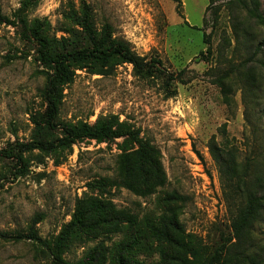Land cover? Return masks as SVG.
Returning <instances> with one entry per match:
<instances>
[{
	"label": "rangeland",
	"instance_id": "374dc122",
	"mask_svg": "<svg viewBox=\"0 0 264 264\" xmlns=\"http://www.w3.org/2000/svg\"><path fill=\"white\" fill-rule=\"evenodd\" d=\"M25 1L0 0V13L11 21L0 24V231L27 235L33 227L41 238L53 240L71 220L76 201L91 194L89 183L118 176L122 139L84 140L50 155L35 152L28 156L26 174L16 171L12 157L16 144L31 138V116L45 108L40 96L45 77L32 44L22 40L19 17L47 18L55 28L65 11L84 1L98 27L108 23L138 55L161 59L171 72L185 70L187 83L175 84L171 96L162 80L136 77L128 64L105 76L77 71L64 90L60 119L93 124L114 114L139 129L160 151L166 183L146 197L124 187L109 188L105 197L139 220L172 211L209 256L230 235L234 217L231 191L212 148L232 149L240 164L256 158L264 175L263 22L241 3L228 6L224 0L216 3L221 6L217 22L205 14L209 0H180V8L174 0H30L21 13ZM259 2L264 18V0ZM204 33L210 35L211 54ZM234 185L240 188L238 180ZM35 218L40 221L34 225ZM123 239L124 232L85 239L65 257L76 261L100 242L111 253ZM251 239L248 253L264 264V214ZM138 256L147 264L159 259L148 249ZM0 264H52V259L32 240L7 239L0 241Z\"/></svg>",
	"mask_w": 264,
	"mask_h": 264
},
{
	"label": "trees",
	"instance_id": "16d2710c",
	"mask_svg": "<svg viewBox=\"0 0 264 264\" xmlns=\"http://www.w3.org/2000/svg\"><path fill=\"white\" fill-rule=\"evenodd\" d=\"M180 8V0H174ZM221 0H209L205 14H211L218 21ZM229 6L239 2L253 19L263 22L259 12V0H224ZM30 0L23 2L24 12ZM204 18V24H207ZM11 23L0 13V24ZM22 40L32 44L35 61L45 77L41 99L44 109L35 112L31 118L33 130L29 141L17 143L12 150L16 160V171L26 174L29 170L28 156L38 152L50 155L60 150L71 149L77 142L92 140L105 143L122 139V154L119 156L117 178H105L89 183L90 195L76 201L71 220L65 224L53 240L41 238L32 227L27 235L11 236L0 231V241L7 239H28L46 249L52 264H147L138 254L152 250L159 259L152 264H244L247 259L259 264L258 258L248 253L254 245L251 233L254 225L264 214V175L258 160L248 158L245 164L237 162L232 149L212 148L214 160L231 191L229 207L234 214L231 233L222 237V242L209 255L201 253L197 239L186 234L179 219L172 211H166L157 218L138 217L125 210H119L112 199L105 197L109 188H127L133 193L146 197L166 183L160 151L149 141L141 138V131L118 115L99 116L91 124L88 121H64L60 119L64 90L71 85L77 71L91 75H110L120 65L128 64L139 78L162 80L167 91L174 96L177 83L186 84V72H171L159 58L148 60L138 55L130 43L114 36L108 23L96 25L90 5L82 1L78 8L72 5L63 13V21L53 27L46 19L28 21L19 17L18 24ZM60 33V35H58ZM208 45L207 54L212 53L210 35L203 34ZM259 50V49H258ZM201 56L204 53L201 52ZM240 168L242 173L240 174ZM238 180L240 188L234 185ZM170 199L178 198L168 195ZM232 201V203L230 202ZM40 219L34 220V225ZM124 232V239L117 243L112 252L100 242L86 255L76 261L66 259L65 254L75 244L92 237H108ZM191 258V259H190Z\"/></svg>",
	"mask_w": 264,
	"mask_h": 264
}]
</instances>
